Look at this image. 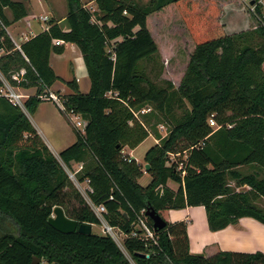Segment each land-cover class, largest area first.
I'll return each instance as SVG.
<instances>
[{
	"label": "trees",
	"instance_id": "16d2710c",
	"mask_svg": "<svg viewBox=\"0 0 264 264\" xmlns=\"http://www.w3.org/2000/svg\"><path fill=\"white\" fill-rule=\"evenodd\" d=\"M29 1L0 0V76L12 88L35 90L24 102L33 115L44 102L40 97L60 81L50 57L73 44L90 88L82 94L76 80L65 82L72 93L61 97L64 105L85 128H72L76 141L59 154L60 162L25 112L0 94V264H130L108 235L62 234L49 226L55 208L77 225L100 226L67 170L78 184L87 182L88 200L104 207L110 227L130 234L139 217L152 227L146 211L165 222L164 229L154 230L156 244L124 240L135 264H264L262 252H223L217 246L193 255L188 222L168 219L171 210L202 207L213 233L243 218L264 226L260 0L252 4L256 27L232 35L211 27L206 16L194 15L191 0H149L143 6L134 0H93L94 10L80 0H66L65 28L52 20L47 31L16 45L6 29L27 17L24 2ZM182 4L191 14L184 23L194 48L177 86L161 79L163 67L152 81L147 66L160 52L149 20ZM177 110L181 117L175 116ZM211 119L216 129L209 126ZM162 123L168 127L166 137L157 130ZM149 136L158 143L144 156L151 180L143 187L144 167L124 149H136ZM72 163L81 169L75 172Z\"/></svg>",
	"mask_w": 264,
	"mask_h": 264
},
{
	"label": "rangeland",
	"instance_id": "374dc122",
	"mask_svg": "<svg viewBox=\"0 0 264 264\" xmlns=\"http://www.w3.org/2000/svg\"><path fill=\"white\" fill-rule=\"evenodd\" d=\"M14 1H22V0H14ZM81 3L91 10H94V2L93 0H80ZM137 2L139 6H143L149 2V0H134ZM228 0H191V2L195 5L194 15L206 16L211 27H226L228 31H247L252 30L256 27L258 19L253 15L249 6L252 0H238L232 1L229 5L225 4ZM27 6L28 13H30L29 17L32 26L35 28L33 30H40L41 27L48 26V23H44L39 21L41 17H47L52 21V18L59 20L62 16L67 14V2L66 0H30L25 3ZM173 6V5H172ZM170 6V8L172 7ZM168 7V11L162 12V14L153 16L149 20V28L154 33V39L156 40L160 57H156L155 61L147 66V72L152 81L157 82V77L161 68L163 67L161 79L172 81L173 85L176 86L185 71L186 65L188 63L189 55L194 48V43L190 38L187 28L185 27L184 20L189 18L191 14L184 11L183 4L180 7H173L170 9ZM210 8H213L216 11V14H211ZM52 13V14H51ZM264 13V8H263ZM53 15V16H52ZM245 22L247 24H245ZM225 30V29H224ZM11 35H13V29L7 30ZM16 39L15 36H13ZM166 50L165 52H163ZM72 59H67L62 61L57 67V74L62 76L67 80L74 79V76H77L76 70H72V66L70 62ZM75 80V79H74ZM85 80L80 83V87L83 92H85ZM88 82V78H87ZM61 83V82H60ZM159 84V83H158ZM68 88V87H67ZM17 92L27 96L28 93H24L23 89H16ZM70 90V89H69ZM22 91V92H21ZM26 98L24 99L25 102ZM50 103V102H49ZM47 103L43 109V113L52 115L53 110L50 109L52 107V103ZM48 107V108H47ZM50 109V110H49ZM55 109V108H54ZM55 111L59 113L62 117L63 115L60 113L59 109L56 107ZM24 112L25 108H24ZM27 113V112H26ZM36 113V112H35ZM35 113L30 115L31 119H35ZM181 111H176L174 114L176 117H181ZM64 118V117H63ZM65 119V118H64ZM66 120V119H65ZM75 121L81 119H74ZM155 122V121H153ZM66 123H68L66 121ZM69 130L72 135H75L73 131V126L67 124ZM215 129V127H212ZM158 132L162 137H166L168 134V127L166 124H161L157 127ZM153 138H149L144 141L139 147H137L136 151L133 153V159H137L140 161L142 167H144V156L146 152L153 146ZM155 143V142H154ZM125 154V153H124ZM129 158H131L128 155ZM68 173H70L67 170ZM143 173L145 176L149 174L143 169ZM150 176V175H149ZM139 183L145 187V179H141ZM233 184V183H231ZM87 199V197H85ZM92 233L95 235H102V227L98 225L92 226ZM116 235H119L117 230H114ZM110 236V235H109ZM111 237V236H110ZM123 245V242H121ZM255 246L264 251V246L259 245L255 242ZM209 247V246H208ZM218 247V246H217ZM41 264H47L42 262Z\"/></svg>",
	"mask_w": 264,
	"mask_h": 264
},
{
	"label": "crops",
	"instance_id": "0c3cea01",
	"mask_svg": "<svg viewBox=\"0 0 264 264\" xmlns=\"http://www.w3.org/2000/svg\"><path fill=\"white\" fill-rule=\"evenodd\" d=\"M232 1L238 2V0H228L227 2H225V4L229 5V3H231ZM25 3L26 2H24V4ZM26 9H27V6H26ZM5 14L8 19H11V15L9 11L6 10ZM29 15L30 13H28V10H27L26 18H24L23 20L17 23L12 24L7 29V30L13 29V32H14L13 35H11L8 31L7 33L9 34L12 41L17 45L28 41L29 38L34 37L38 33L48 30L49 23L51 21L49 18L47 22L48 26L46 25V27L44 28L41 27L40 30H33L35 28L32 26L30 22H28L30 20ZM65 16L66 14L62 16L59 20L53 17L52 20L56 21L61 26H63V28H65L64 26ZM39 21H40V18H39ZM245 24L247 23L245 22ZM224 29L226 33L229 35L238 33L236 31L230 32L227 30L226 27H224ZM13 36H15L17 40H15ZM60 45H61V42H60ZM68 58L72 59V61L70 62L72 66V70L73 71L76 70L77 76H74L73 78L77 82L80 93L82 94L88 93L89 88H90V82L89 80L87 82L88 77H87L86 69H85L80 51L73 44H64V52L62 55L53 54L50 57V66L53 69L56 76L60 79V81L56 82L52 86L50 91L59 97L70 95L72 93L69 90V88H67L65 85V82H69L70 80H67L63 78L62 76H60L59 74H57V70H56L57 67H59V64L62 61L67 60ZM84 80H85L84 82L85 92H83L80 87V83ZM22 91L24 93H28L26 96V99L35 93L34 89L22 90ZM47 103L49 102H42L38 106V109L35 113L36 117L34 120L30 118L28 113L25 112V114L28 117L34 129L36 130L39 137L42 139V141L48 148V150L60 162L59 154L63 150L67 149L68 147H70L71 145L75 143L76 136L70 133L71 131L69 130V127L67 125L68 123H66V120L59 113H57V111H55L56 107L53 104H51L52 107L50 108L53 110L52 115L43 113L42 108H44ZM149 138H153V137L149 136L147 139ZM143 143L144 142H142L141 144ZM157 143L158 141L154 139L153 146ZM136 149L130 150L128 148H125L124 153L125 155L127 156L129 155L133 159L134 158L133 153L136 151ZM134 160L138 164H140V161H138L137 159H134ZM80 166L82 167V165L80 164H75V163L71 164V167L75 172L79 171ZM143 178L145 179V186H147L150 183L151 178L149 175L148 176L143 175L141 179ZM80 186L83 188L84 191L88 190L87 182L80 184ZM168 187L171 190H175L177 186L169 182ZM168 219L170 223L172 224L183 222V221L188 222L187 236L189 240V251L193 255H201L205 251V249L208 248V246H218V249L223 252L247 253V254L255 253V252L264 253L263 250L255 246V242L259 245L264 244L263 241H261L259 237L260 234L264 235V226L256 222L253 219L243 218L238 222L237 225L229 226L226 229L219 231V232H215V233L210 232L208 230L205 211L202 207L185 208V209L178 210V211L171 210L168 212ZM92 226L93 225H91V229H92ZM102 233L103 234L101 236H104L105 233L103 232V229H102Z\"/></svg>",
	"mask_w": 264,
	"mask_h": 264
},
{
	"label": "built area",
	"instance_id": "2783aa9c",
	"mask_svg": "<svg viewBox=\"0 0 264 264\" xmlns=\"http://www.w3.org/2000/svg\"><path fill=\"white\" fill-rule=\"evenodd\" d=\"M251 2H253V0ZM258 3L264 8V0H260ZM249 6H251L250 9H251L252 13H255V6L252 4H250ZM40 21L47 23L48 18L47 17H41ZM54 43L56 45H60L59 41H55ZM17 48L19 49L18 46H17ZM0 79L3 82V87L0 89V94L3 95L5 98H7L12 105L17 106L24 111V99L26 98V96L17 92L1 76H0ZM40 99L43 100L44 102L52 103L55 107H57L59 109L60 112L65 114V116L68 118V120H69L70 124L73 126V128H75L76 130H79L81 132H84L85 122L83 120H78V121L74 120V119H80V118L78 116H76L72 111H68L66 109V107L64 105V101L61 97L57 96L56 94H54L50 90H47L46 93L40 97ZM146 112L147 111L143 110V111H141V114H144ZM208 123H209V126L211 128L212 127H215V129L217 128L215 122L212 119L209 120ZM176 157H179V154L178 155H171L170 160L175 161ZM181 167H182V164L180 163L179 169ZM80 169H81V166L79 167V170ZM69 177L71 180L74 181L76 187L82 193L84 198L87 197L86 192L83 190V188L80 186V184H78L75 181L74 176L69 173ZM86 200L90 206V209L92 210V212L94 213L96 218L99 220L100 226L102 227L105 235L111 236V237L110 236L109 237L115 242V244L118 246L120 251L124 254V256L127 258V260L129 261L130 264H135V263L133 262L131 256L127 253V251L124 247V240L125 239H134L135 238V239H138L141 241L149 242L151 244L157 243L156 235L154 233L153 226L150 227L143 218L139 217L136 224L134 225V230L130 234H125L116 228L110 227L105 222V220L103 218V214L105 213V209L103 206H99V207L94 206L88 200V198ZM141 215L143 216L144 212H142ZM114 230H117L119 232V235H116L114 233ZM121 242H123V245L121 244Z\"/></svg>",
	"mask_w": 264,
	"mask_h": 264
},
{
	"label": "water",
	"instance_id": "95a60500",
	"mask_svg": "<svg viewBox=\"0 0 264 264\" xmlns=\"http://www.w3.org/2000/svg\"><path fill=\"white\" fill-rule=\"evenodd\" d=\"M253 4V2H251ZM145 171H149V165H145ZM146 217H148L153 224L154 230H162L166 227L165 222L154 212L146 211ZM48 224L55 231L62 234H71L77 232L82 235H89L92 233L91 225L81 224L77 225L75 221L69 220L64 215V212L61 208H55L53 210L52 217L48 220Z\"/></svg>",
	"mask_w": 264,
	"mask_h": 264
},
{
	"label": "bare ground",
	"instance_id": "6f19581e",
	"mask_svg": "<svg viewBox=\"0 0 264 264\" xmlns=\"http://www.w3.org/2000/svg\"><path fill=\"white\" fill-rule=\"evenodd\" d=\"M259 237H260L261 241H263V243H264V235L260 234ZM262 245L264 246V244H262Z\"/></svg>",
	"mask_w": 264,
	"mask_h": 264
}]
</instances>
